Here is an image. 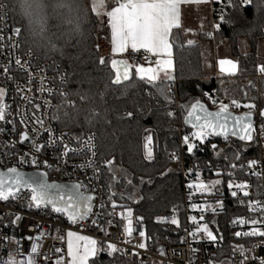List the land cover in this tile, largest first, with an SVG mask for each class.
<instances>
[{
	"label": "snow or ice",
	"instance_id": "1",
	"mask_svg": "<svg viewBox=\"0 0 264 264\" xmlns=\"http://www.w3.org/2000/svg\"><path fill=\"white\" fill-rule=\"evenodd\" d=\"M222 4L218 10L213 11L217 13L218 20L224 23H232L233 21L228 19L225 14V9H232L234 11L243 12L246 6H252L258 12L264 8V0H115V6L110 10L101 12V9L106 8L105 0H92L91 12L97 18L101 15H105L108 19V26L111 31V45L113 53L125 52L131 49L133 52H139L143 50L145 53H150L152 56L157 57L155 60V66L144 67L142 65L136 66L134 72L130 69L129 64L124 61H111V69L114 75L110 77V82L113 85H122L125 82L133 84L135 81H139L155 90V95L163 98L166 109L175 105V99L172 96L171 85L169 82L175 79L174 76V59L173 48L174 43L172 40L173 30L182 28L181 8L184 5H201V4ZM21 9L24 15L29 19L30 25L34 24L42 33L47 30V15L43 12V5L41 0H21ZM65 7L63 3L59 5ZM71 13V9H69ZM3 19V17H0ZM64 24L66 26H73V20L71 16L65 18ZM202 27V25H201ZM214 30L219 31L222 27L221 23H213ZM80 24L75 23V30L79 31ZM22 29L14 27L12 32L14 35L19 36ZM186 31H191L187 29ZM207 36L213 37L212 32L206 33ZM3 39V37H0ZM188 45H193V40L187 41ZM12 48H17L18 44L10 45ZM99 50V45H97ZM51 51H58L55 44H51ZM28 56L31 57V51L28 52ZM218 66L220 73H225L229 77H236L242 74L243 70L239 66V62L232 59H220L218 60ZM12 64L16 66V71L19 73L27 74V81L25 88L27 91H32L31 85L33 84L35 77L30 69L33 67L31 59H23V57H8L7 64H0V74L4 75L8 81H15L16 77L12 76ZM98 64L104 66L106 64V58L101 56L98 59ZM59 69L57 68V72ZM258 73L264 75V64L259 65L256 69ZM161 74L163 79H161ZM47 77L41 78L39 81L40 87L38 91L41 94H46L48 97L59 96L61 103L55 106L51 105L50 100L45 99L43 102H34V98L27 96H21V99L26 101L23 114L20 112V107H16V115L19 116V120L15 118L9 119L13 115L11 104L6 100L8 96V89L6 87H0V134H11L14 139L4 144L6 149H16L18 146H28L27 142L31 141L29 151H24L22 154L13 152V155H18V164L23 165L28 163L36 168H39L41 164L45 168H53V162L55 164V171H61V165L67 166L68 160L85 155V153L91 156V159L85 162L73 165L74 170L80 169L86 171L91 169L93 172L92 177L89 180H99L102 168L106 169L111 174L112 181L116 180L115 172V159H106L103 162V166H96V145L93 143L94 134L85 137L81 132L79 135L61 132L56 134V130L52 127H44L45 121L37 112H43L44 109L54 108L52 114L48 116L49 121H56L67 127L70 123L74 122L75 118L70 115L68 111L63 112L62 119L60 112L61 109H75L76 104L73 100L69 99V93L63 90H52L45 83ZM65 83V77H61L60 84ZM221 84L223 81L221 80ZM251 86V82H249ZM25 89H22L17 85L16 92L12 99L15 100L17 95H20ZM224 95L230 100V103H224L218 96H213L209 92H202L201 98L193 97L186 103H180L176 105L182 115L184 125L190 126V131L186 132L181 138V144L185 146L186 152L192 156L197 151H203L205 146H208L210 151L215 153L216 158L223 156V159L227 162L225 170H216L214 175L221 177L226 175L227 180L214 179L205 182L201 179V171L199 166L195 167V180L187 183L186 187L189 190L195 189L201 194H215L220 192L222 184L226 183L227 190L232 198H235L240 205L245 206L251 214L248 218H238L231 221L232 225H245L249 226V230L235 231L233 235L235 237H259L262 238L264 243V200L253 199L249 191L250 185L246 181L237 183L235 181V174L237 171H243L245 167L249 173L258 178H264V162L256 158H249L246 160V164H238L237 162L243 159V152L248 148H251L256 142H264V108H257L254 102L242 103L241 100L228 95V90L223 87L221 90ZM153 93L149 92L151 96ZM81 101L86 99V96L80 93ZM206 98V99H205ZM244 100H247V92L244 93ZM210 101V106L207 102ZM31 106V107H29ZM215 108V110H210ZM246 109L241 115H236L232 109ZM32 115L29 116L28 112ZM92 116L97 115L94 111ZM165 115L168 118H175V113L171 110H166ZM128 117H132L133 113L128 112ZM254 116L260 120L259 128L257 129ZM86 122L91 123V120L86 117ZM18 124L22 128H18ZM39 125L42 133H46L48 140L41 144L38 140L43 136L40 131L37 130ZM65 137L71 140L75 146H70L65 142ZM210 138H221L225 144V148L221 149L217 143L211 142ZM232 138H235L237 142H243L239 148H233ZM143 158L146 161L153 162L154 156V142L153 136L149 133L144 137L143 142ZM51 150L54 155L52 161L48 159H40V155L43 152ZM231 150V158L228 151ZM165 152L170 161L179 163L180 154L178 151L173 150L168 152L167 146H165ZM30 153H34L30 155ZM5 155L8 153L5 152ZM206 168L212 170L214 167L211 164H206ZM259 168L260 171H256ZM123 171V169H120ZM171 171V169H168ZM194 168L189 167L186 170V175L193 173ZM165 174V173H162ZM47 172H33L28 173L21 171L19 167H8L5 171H0V202H14L21 199L23 190H27V194L30 196L27 207L29 209H44L50 210L49 215L58 214L59 217H66L67 222L70 225H78L80 222L87 221L91 217V224L98 229L100 233L104 234V237L108 236L105 228L102 226L104 222L111 225V217L116 214L117 208L122 209L118 213L124 223V232L128 238L133 237V216L134 211L126 204L118 203L119 200H134V195L129 194L127 197L123 193H117L112 190V183L107 185V192L101 194L99 197V204L97 205V197L95 195L96 189L89 188L85 183H71L69 185L60 183H49L47 179ZM132 180L127 179V184L132 185ZM140 183L145 181L141 178ZM151 183V179L147 181ZM133 187H135L133 185ZM215 190V193L213 192ZM105 195L107 199H105ZM257 195H261L257 193ZM142 199V198H141ZM189 201L192 200L191 191L188 196ZM134 202H138L135 201ZM190 208L193 210H199L201 213L199 219L195 215H190L187 220L192 224L191 229H184L185 236L180 239V243H187L190 245L189 251L197 255L200 251L198 245L202 242H208L211 245H218L224 240V235L219 233L218 229H213L212 224L216 221L208 220L204 213L211 212L213 216L219 215V211L225 208L222 200H217L215 205L211 204H196L190 203ZM109 208L111 211H109ZM98 209V210H95ZM177 209L174 207L170 216H157L156 223L170 224L175 226L177 230H180L182 225L181 221L176 214ZM7 219V223L5 220ZM135 219L140 222L138 235L141 241L134 244L133 247L140 250L147 249L146 241L151 237L143 228L142 216H135ZM23 220L21 215L15 213H0V241H7L15 243L17 245V251L14 253L12 250L8 252L7 258H0V264H37L36 257L44 256L43 264H49L50 258L43 254L40 250L39 241L43 238L44 233L41 232L36 236H25L24 239L29 241L30 248L25 254L19 252L20 240L14 236L4 235L3 230L7 228L19 227V222ZM32 225H29L31 228ZM59 231V229H57ZM66 258L63 254V249L56 247L54 249L57 254L53 264H102L99 261L101 253H105L108 257L115 259V254L128 255V249H121L114 243H104V240H97L90 236L81 235L76 231H67L66 233ZM191 238V239H189ZM64 239L63 236L60 237ZM36 241L33 243L32 241ZM123 243L131 244V239L123 241ZM260 245H253V249ZM253 249H245L243 245H237L233 248V251H238L241 256V264L251 259L255 264H264V256H258L253 254L249 257L248 252ZM18 253V254H17ZM134 256L139 255V252H132ZM161 256L165 255L164 249H159ZM26 255V259L24 258ZM177 255V253H173ZM108 264H113L109 261ZM141 264L146 262L141 261ZM189 264H195L193 260L189 261ZM209 264H216L215 261H210Z\"/></svg>",
	"mask_w": 264,
	"mask_h": 264
},
{
	"label": "trees",
	"instance_id": "2",
	"mask_svg": "<svg viewBox=\"0 0 264 264\" xmlns=\"http://www.w3.org/2000/svg\"><path fill=\"white\" fill-rule=\"evenodd\" d=\"M256 2L258 3L259 0ZM1 3L6 6L12 24L22 29L19 35V49L36 53L40 59L58 65L64 72V87L69 93V99L75 102L76 108L61 109L60 115L62 119H66L63 117V112L66 110L75 120L67 127L56 122L58 128L67 133L86 130L95 133L98 147L97 159L104 162L106 159L114 158V167L117 169L115 181H112L111 174L104 169L105 187L112 183V190L118 193L120 187L122 188L126 183V178L131 179L137 192L134 200L138 202L128 199L121 201L119 196H117V202L131 207L135 216L144 217L146 232L151 237L147 240L149 247L153 248L158 243L168 240L177 229L167 223H156V217L170 216L175 207L181 225L185 222L183 180L178 170L181 163L204 167L206 164H211L218 168L223 163H227L223 156L216 158L215 153L210 151L208 146L192 156L184 151L181 138L190 131V128L183 124V114L176 105L186 103L193 97L201 98L202 92L212 89H215L218 97L229 100L220 91L223 87L228 90L229 96L241 102H254L258 107L264 106V75H257L256 69L259 64L255 55L258 41L264 38V8L258 12L252 6H246L243 12L225 9L226 17L233 22L219 21L217 15V23H221L222 27L219 31H215L214 41L206 35L208 33L206 32L201 34L199 42L186 45L182 41L180 30H173L175 79L169 83L170 85L175 83L174 87L171 86V92L176 104L166 109L163 98L155 95V90L142 82L135 81L133 84L126 82L117 86L111 84L110 77L113 76V72L109 61L112 58L103 56L106 58V64L104 66L98 64V59L102 55L97 50L99 45L97 34L102 26L100 17L97 18L92 14L89 0H41L43 12L47 15V30L42 33L34 24L30 25L29 19L21 9V0H0ZM61 3L65 7H60ZM214 5L216 10L222 7V4L214 3ZM69 15L73 20V26L64 24L65 18ZM77 22L80 24L79 31L75 30ZM240 38H244L248 43L250 48L248 53L242 54L239 51ZM205 39H210L215 44L225 41L233 60L239 62L243 70L242 74L236 77L226 75L207 78L202 70L200 46V41ZM51 44H55L58 51H51ZM134 70L135 68L133 72ZM149 92L153 94L149 96ZM245 92H247V100L243 99ZM76 93L85 95L86 99L81 101ZM207 104L210 106L211 102L208 101ZM210 109L215 110L211 107ZM166 110L173 111L176 114L175 118H168L165 115ZM93 111L97 115L92 116ZM128 112H132L133 116L128 117ZM86 117L91 120V123L86 122ZM149 133L153 136L154 142L153 162L143 158L142 145L144 137ZM210 139L221 149L225 148L221 138ZM242 143L232 138L233 148L241 147ZM261 143L257 139L251 148L243 152V159L237 163L259 156ZM165 146L168 152L173 150L179 152V163L168 159ZM228 154L231 158V150ZM218 168L214 167L213 170ZM120 172L125 175H121ZM214 172L205 168L201 176L207 181L218 178L222 181L227 180L224 176H215ZM240 177L247 178V172L242 171ZM141 178L145 183H140ZM149 179L151 183H147ZM213 192L215 193V190ZM208 197L210 202L216 203L217 200H222L225 205V208L219 211V215L213 216L212 213L205 215L208 220L216 221L211 227L218 229L219 233L224 235V240L220 244L212 245L209 249V260L215 261L216 264H224L229 252L236 246L233 243L235 236L231 221L246 213L248 209L231 197L226 183L221 185L219 193L208 194ZM98 259L102 264H108L109 261L113 264H138L135 261H126L120 253L115 254V259L101 253ZM149 264L155 263L151 261Z\"/></svg>",
	"mask_w": 264,
	"mask_h": 264
},
{
	"label": "built area",
	"instance_id": "3",
	"mask_svg": "<svg viewBox=\"0 0 264 264\" xmlns=\"http://www.w3.org/2000/svg\"><path fill=\"white\" fill-rule=\"evenodd\" d=\"M217 9L214 3H210V30L209 32L213 33V37H211L214 41L215 31L213 27L214 22L217 21V13L213 10ZM0 17H3V19H0V37H3V39H0V64H7L8 63V57L12 56L13 59L15 57H23V59H31L33 67L30 69V71L33 73L35 80L33 84L31 85L32 91H27L25 88L26 81L28 79L27 74L19 73L16 71V66L12 64V72L10 73L12 76L16 77V80L8 81L7 78L0 74V87H6L8 89V96L6 97V100L9 104L12 106L13 115L9 117V119L15 118L16 120H19V116L16 115V107L19 105L20 112L23 114L24 108L26 105V101L21 99V96H27L29 98H34V102H43L45 99L50 100L51 105L55 106L59 104L60 97L54 96V97H48L46 94H41L38 89L40 87L39 81L43 77H47L45 83L49 88L52 90H63L66 92V89L64 87L65 83L63 85L60 84L61 77H65L64 72L62 69L59 68L58 65H55L51 62L42 60L38 57V55L34 52H31V57L28 56L29 51H22L20 48V42H19V36H16L12 32V22L10 21L6 6L1 3L0 4ZM101 30L104 32V29L101 28ZM102 33V32H101ZM98 42H99V33L97 34ZM18 44L17 48H12L10 45ZM213 44H215L213 42ZM126 61L130 63V65L137 66L142 65L148 62H151L154 60V56H152L150 53H145L143 50H140L139 52H133L132 50L127 51L123 53L121 56ZM57 68L59 71L57 72ZM257 75L260 76L261 74L257 72ZM218 76H215L217 78ZM19 85L20 88L25 89L20 95H17L15 97V100L12 99L13 95L16 92V87ZM175 83H171V86L174 87ZM213 96H217L215 89H212L211 91H208ZM220 100H222L224 103H230L229 100H227L224 97H219ZM244 103V102H242ZM31 107V106H29ZM264 107V106H263ZM258 107L257 108H263ZM52 111H54V108L51 109H44L43 112H37V115H40L42 119H44L45 124L44 127H52L56 130V134L59 135L61 131L56 121H49L48 116L52 114ZM234 113H243L246 111V109H232ZM28 115L31 116L32 113L29 111ZM254 122L257 127L259 128L260 120L258 117L254 116ZM18 128H22L18 124ZM37 130L41 132L43 138L38 140L39 143L43 144L48 140V136L46 133H42V130L40 129L39 125H37ZM87 137L88 135L94 134V140L93 143L97 144V138L93 131L86 130L82 131ZM67 133V132H66ZM81 132L78 133H70V134H76L79 135ZM14 137L11 134H0V168L6 169L8 167H19L21 171H43L47 172L48 179L50 181H55L59 183H78L83 182L85 183L90 189L95 188L96 192L95 195L97 197V205L99 204V197L101 194H104L107 192V188L105 187L104 180H103V171L102 168L103 162L99 161L98 158V147L96 145V166L101 167V175L99 180L92 179L89 180V177H92L93 172L91 169H87L86 171H82L80 169L73 168V165H78L83 162H85L88 159H91V156L87 153L85 155L80 157H75L68 160L67 166L61 165L62 170L61 171H55V164L52 161V157L54 153L49 150L47 152H43L40 155V159H48L50 162H53V168H45L41 164L39 168H36L28 163H25L23 165L18 164V155H13V152L23 153L24 151H29V146L31 144V141L27 142L28 146H18L16 149H6L4 147L5 143H8L12 141ZM65 142L68 143L70 146H75L74 143L69 140L67 137H65ZM184 151L186 152L185 146H183ZM7 152L8 154L5 155L4 153ZM187 153V152H186ZM34 153H30L32 155ZM188 154V153H187ZM256 158L264 162V142L261 143L260 146V153L259 156L251 157ZM246 164V161L238 163V164ZM197 165L193 164H184L183 162L180 165V172L183 180V192H184V200H183V212H184V219L185 222L182 224V227L180 230H175L171 237H169L168 240H165V242L158 243L155 247H149L148 242L147 243V249L146 250H140L133 247L134 244H137L141 241V238L138 235V230L140 225V222L135 219V215L133 216V237L128 238L126 236V233L124 232V223L121 221V217L118 215V211L116 210V214L111 217L112 224L109 225L106 222L102 224V226L105 228V231L108 233L107 237H104L103 233H100L96 227H94L91 224V219H94L95 217L89 218L87 221L80 222L78 225H70L67 222L66 217H59L57 218L58 214H51L50 210H44V209H36L31 208L29 209L27 207L28 201L30 199V196L27 194V190H23L21 199L14 202H0V213H15L18 215H21L23 217V220L19 222V227L15 228H7L3 230L4 235L14 236L16 239L20 240V247L19 252L27 253L30 248L29 241L24 239V237L27 236H36L39 235V233L43 232L44 236L39 241L40 250L43 254H46L50 260L49 264H53L57 254L55 253L54 249L56 247L63 249V254L66 258V233L67 231H76L81 235L90 236L92 238H95L97 240H104V243H114L121 249H128L129 254L128 255H122L126 261L128 262H137L138 264H141V261L146 262V264H149L151 261L155 264H189L190 260H193L195 264H209L210 260L208 257V251L211 248V244L208 242H202L198 245H195L200 249L199 253L197 255L192 254L189 251L190 245L187 243H180V239L185 236L184 229H191L193 226L192 224L187 220V217L190 215H195L199 219L200 212L199 210H193L190 208V203H196V204H211L215 205L214 202H210L208 194H201L200 192L196 191L195 189L189 190L186 185L190 181L195 180V167ZM199 170L202 173L205 171L204 166L198 165ZM226 163H223L217 170L224 171L225 170ZM192 167L194 168L193 173L186 175L187 168ZM209 170L208 168H206ZM212 171H216L213 170ZM243 171L247 172V178L246 177H240V174L242 171H237L235 174V181L237 183L246 181L251 186L249 191L251 193V196L253 199H259L264 200V178H258L256 176H253L249 173L248 169L245 167ZM256 171H260L259 168L256 169ZM224 177L227 179L226 175ZM201 179L204 180L201 176ZM205 182H208L207 180H204ZM210 181V180H209ZM191 191L192 194V200L189 201L188 196L189 192ZM257 193H260L261 195H257ZM105 199H107L105 195ZM98 210V209H95ZM111 211V210H109ZM211 213V212H207ZM206 215V213H204ZM251 214L247 210L246 213L241 215L238 218H248ZM234 220V219H233ZM5 223H7V219L5 220ZM29 225H32L31 228H29ZM143 228L146 230V226L143 222ZM232 230L235 231H244L249 230V226L245 225H232ZM59 229V231H57ZM63 236L64 239L61 240L60 237ZM131 239V244L123 243V241ZM191 239V238H189ZM35 243L36 241H32ZM233 243L237 245H243L245 249H253V245H260L259 247H256L252 251L248 252L249 257H251L253 254L258 256H264V243H262V238L259 237H249V238H243V237H235V240ZM165 250V255L161 256L159 254V249ZM12 250L14 253L17 251V245L15 243L7 242V241H0V258H7L8 252ZM132 252H139V255L134 256L131 253ZM177 253V255H173V253ZM230 254L226 257V260L224 264H241V256L238 251L229 252ZM18 254V253H17ZM27 258L26 255L24 257ZM37 264H43L44 256H37L36 257ZM246 264H255L254 261L249 259Z\"/></svg>",
	"mask_w": 264,
	"mask_h": 264
},
{
	"label": "crops",
	"instance_id": "4",
	"mask_svg": "<svg viewBox=\"0 0 264 264\" xmlns=\"http://www.w3.org/2000/svg\"><path fill=\"white\" fill-rule=\"evenodd\" d=\"M90 1V5L92 4V0ZM106 8L101 9V12H105L110 10L113 6H115V0H105ZM181 18H182V28L179 29L181 32L182 41L184 44L188 45L186 39H200L201 34L208 32L207 26L209 25L210 21V4H201V5H184L181 8ZM101 21V28L104 29V32L100 30L99 32V53L102 56H109L111 58L121 57L123 53L130 51L128 49L125 52L120 53H113L112 52V45H111V31L108 26V19L105 15L100 16ZM202 25V27H201ZM187 29H191V31H186ZM102 32V33H101ZM212 50L214 55H216V47L217 44H213L211 41ZM157 57L154 58L153 61L142 64L144 67L155 66V60ZM132 67H136L131 65ZM139 66V65H137ZM217 67V66H216ZM225 73H220L218 70H215L214 75H205L207 78H215V76H226ZM161 79H163V75L161 74Z\"/></svg>",
	"mask_w": 264,
	"mask_h": 264
},
{
	"label": "rangeland",
	"instance_id": "5",
	"mask_svg": "<svg viewBox=\"0 0 264 264\" xmlns=\"http://www.w3.org/2000/svg\"><path fill=\"white\" fill-rule=\"evenodd\" d=\"M210 30V24L207 26V31ZM188 40H193L195 43L199 42L197 39H186V42ZM185 42V41H184ZM194 43V44H195ZM201 51H202V70L205 75H214L215 70L219 71L218 66V60L220 59H232V56L230 55V49L228 47V44L225 41H220L217 44L216 47V55H214L211 45L210 39H205L200 41ZM238 49L242 54L248 53L250 51L249 45L246 42L244 38H240L238 41ZM255 55H256V61L259 65L264 64V38L260 39L256 45L255 48ZM217 66V67H216ZM220 72V71H219ZM119 172V171H118ZM121 175L125 173L120 172ZM126 178V177H125ZM118 193H123L126 197L129 194H133L134 198L137 197V192L135 190V187L132 185L127 184V178L126 183L123 185V187L119 189ZM122 211V209L118 208V212Z\"/></svg>",
	"mask_w": 264,
	"mask_h": 264
},
{
	"label": "water",
	"instance_id": "6",
	"mask_svg": "<svg viewBox=\"0 0 264 264\" xmlns=\"http://www.w3.org/2000/svg\"><path fill=\"white\" fill-rule=\"evenodd\" d=\"M14 27H17L16 26V24H12V28H14ZM112 60H117V61H124V62H127L128 64H129V67H130V69H132V71H133V68L134 67H132L131 65H130V63L128 62V61H126L123 57H116V58H112L110 61H109V66H110V69H111V61ZM112 70V69H111ZM113 75H114V73H113ZM126 83V82H125ZM117 86V85H116ZM264 108V107H263ZM211 110V109H210ZM234 114H236V115H241V114H243V113H234ZM187 127H189L190 128V126H188V125H186ZM7 169V168H6ZM6 169H1L0 168V171H5ZM24 172H28V173H33V172H37V171H24ZM39 172H43V171H39ZM47 179H48V176H47ZM48 182L49 183H52V182H55V181H50L49 179H48ZM55 183H59V182H55ZM72 183H75V182H72ZM60 184H66V185H69V184H71V183H60Z\"/></svg>",
	"mask_w": 264,
	"mask_h": 264
}]
</instances>
